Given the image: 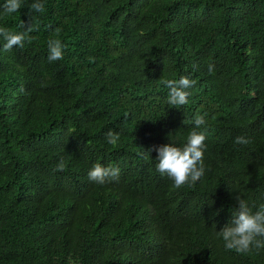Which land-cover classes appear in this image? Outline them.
Here are the masks:
<instances>
[{"label":"trees","instance_id":"obj_1","mask_svg":"<svg viewBox=\"0 0 264 264\" xmlns=\"http://www.w3.org/2000/svg\"><path fill=\"white\" fill-rule=\"evenodd\" d=\"M32 2L0 27L23 31ZM42 2L31 42L0 39V264H264L217 236L236 194L264 204V0ZM180 77L195 84L177 109L161 81ZM204 113L205 174L175 188L154 148ZM96 163L119 176L90 181Z\"/></svg>","mask_w":264,"mask_h":264},{"label":"clouds","instance_id":"obj_2","mask_svg":"<svg viewBox=\"0 0 264 264\" xmlns=\"http://www.w3.org/2000/svg\"><path fill=\"white\" fill-rule=\"evenodd\" d=\"M22 7V0H4L0 4V11L3 14L11 15L18 12ZM45 11L42 0H33L29 8V20L22 21L20 32H14L6 27H0V39L4 51H11L14 47L23 48L25 41L31 42L33 37L30 33L36 30L33 14H42ZM57 35L60 29L55 30ZM65 45L59 38L47 41L49 62L63 59V49ZM213 66L209 65V73L213 72ZM168 88L167 104L169 107L179 109L188 103L189 92L187 89L194 86L195 81L187 77L177 79H165L161 81ZM207 113L197 114L193 118L194 128L187 135L185 142L178 145L172 139L169 144L155 147L156 170L161 176H166L173 182L175 188H180L187 184H195L205 174L204 150L207 139L208 129L206 127ZM120 139L118 133L111 130L106 134V140L110 145H116ZM235 144L247 145L250 140L244 136H237ZM153 149L146 151L150 154ZM64 162L57 165V171L64 170ZM119 176V169L114 167H104L96 163L89 169L87 178L98 184L106 183L110 178L115 179ZM236 207L231 211L232 219L220 231H217L218 238L224 242L227 250H235L240 254H248L253 250L264 249V204L253 209L240 194L235 196Z\"/></svg>","mask_w":264,"mask_h":264}]
</instances>
